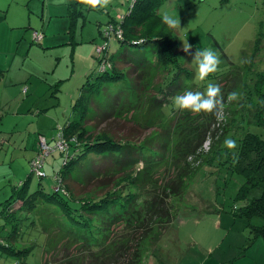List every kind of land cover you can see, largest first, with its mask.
<instances>
[{
    "label": "trees",
    "instance_id": "trees-1",
    "mask_svg": "<svg viewBox=\"0 0 264 264\" xmlns=\"http://www.w3.org/2000/svg\"><path fill=\"white\" fill-rule=\"evenodd\" d=\"M79 2L82 0L76 4ZM159 2L150 0L146 13L138 17L136 12L145 0H136L122 19L113 17L98 27L102 38L100 28L109 23L113 29L119 26L122 38L112 39L123 49L112 55L109 43L102 55L95 50L97 73L89 75L73 105L79 119L73 117L61 127L68 154L54 150L63 157L52 176L55 184L48 191L42 187L30 191L24 180L12 188L0 212L10 222L11 231L5 240L0 237V248L13 250L8 244L16 241V228L25 216L44 234L41 264H144L143 251L158 244L165 234L188 183L201 167L217 160L229 173L243 177L236 192L243 204L234 215L244 219L247 243L256 237L264 239V139L248 131L237 139L233 154L227 149L221 153L219 149L234 125L217 123L214 114L175 108L176 95L204 91L206 83L194 81V72L178 62V42L171 32L165 34L154 26L143 29L148 17H159L155 12ZM102 43L103 39L96 47ZM145 46L151 49H141ZM105 62L110 66L102 69ZM123 62L130 64L131 71L120 67ZM213 77H218L215 84L220 86L224 101L230 91L245 92L240 73H214L208 78ZM110 84H115L113 90L108 89ZM255 85L261 86L257 88L261 93L264 73ZM102 87L109 97L101 104L100 118L113 116L124 122L126 127L117 128L120 131L94 132L85 122L92 118V112H86L87 97H97ZM126 122L133 124L132 129ZM256 122L264 124V119ZM141 131L142 135H137ZM91 155L110 162L92 167L88 165ZM45 162L44 176L36 175L30 167L29 177H47ZM28 250L17 248V254L22 256Z\"/></svg>",
    "mask_w": 264,
    "mask_h": 264
},
{
    "label": "rangeland",
    "instance_id": "rangeland-1",
    "mask_svg": "<svg viewBox=\"0 0 264 264\" xmlns=\"http://www.w3.org/2000/svg\"><path fill=\"white\" fill-rule=\"evenodd\" d=\"M8 1L11 2L9 8L0 10V15L3 13V17H0V70H3L0 74V212L6 199L10 198L12 188L20 182L26 180L30 191L39 187L48 191L55 184L52 176L61 167L63 157L60 151H54L46 158L44 169L48 176L41 179L34 175L29 177L30 157L38 145L39 134H43L53 144L58 130L73 117L75 120L78 118V114L74 116L73 104L80 99L89 75L97 73V55L90 49H95L96 43L101 42L102 38L100 40L95 33V20L109 17L108 11L103 10L105 8L86 7L83 31L88 34L92 27L95 43H91L93 39L83 40L80 44L83 48L74 53L73 46L76 43H68L72 36L71 28L68 27L70 19L57 17L58 21L46 31V15L42 17L41 8L45 12L47 3L65 1L72 3L71 7L76 10L77 0H0V3ZM149 1L145 0V5L137 10L136 16L146 13ZM123 4L126 2L123 1ZM82 5L87 6L83 2ZM130 5L128 3L127 7H122L123 12ZM155 12L161 18L165 13L179 18L181 29L169 28L159 17H148L143 29L150 30L149 27L154 26L176 37L178 62L194 72V81L200 83L196 65L191 64V57L182 51L186 43L192 45L193 52L206 48L219 52L221 63L215 73L230 76L241 74V86L245 92H239L243 93L245 100L231 104L225 96L222 118L216 116L217 123L234 125L226 138L234 139L237 143L242 134L250 131L264 139V124L256 122L264 119V106L258 103L264 101V88L258 93L257 88L261 86L255 85L260 74L264 73V0H160ZM80 21L81 18L74 26L72 41H80ZM35 31L42 38L44 33L46 38L53 36L50 39L56 43L49 42V39L36 42L33 39ZM63 41L67 44H60ZM122 49L112 39L109 53L118 54ZM141 49L148 50L151 46ZM120 67L131 71L129 63L123 62ZM93 77L94 74L90 80ZM217 78H207L203 82L206 86L209 82L215 84ZM114 87L115 84H110L108 89L113 90ZM108 97L103 87L97 97H87L86 112H92V118L85 122L91 131H120L117 128L126 127L124 122L113 116L100 118L101 104ZM237 115L241 116L237 118ZM126 125L130 129L133 127L131 122H126ZM125 134L128 136V132ZM137 135H142V131ZM208 141L204 149L208 148ZM235 148L228 149L223 143L219 151L223 153L227 149L228 153L233 154ZM109 162L108 159L102 160V157L91 155L88 165L93 167ZM86 172V169L82 170V173ZM242 183V175L229 173L228 168L220 166L218 160L201 167L188 183L187 191L176 207L175 216L159 243L143 251V263L221 264L225 260L223 258L228 256L231 259L229 264H246L252 253L256 264H264V255L260 250H250L246 246L249 231L244 219L234 215V211L243 204L236 198L237 189ZM16 229L15 243L3 241L13 250L0 248V264H41L44 234L25 216ZM10 231V222L0 214V237L5 240ZM239 235H242L240 244L237 243ZM257 239L258 245L262 246L264 239ZM219 242L222 247H219ZM17 248L29 250L18 256ZM244 252L245 255H242Z\"/></svg>",
    "mask_w": 264,
    "mask_h": 264
},
{
    "label": "clouds",
    "instance_id": "clouds-1",
    "mask_svg": "<svg viewBox=\"0 0 264 264\" xmlns=\"http://www.w3.org/2000/svg\"><path fill=\"white\" fill-rule=\"evenodd\" d=\"M83 2L92 9L106 8L111 0H83ZM162 23L171 29H181L180 20L177 17L165 13L162 16ZM182 51L191 57V64L196 65V75L200 81L206 80L211 74H214L221 63L220 54L212 48L203 50L196 49L192 51V45L189 43L183 44ZM243 99V93L232 91L227 96V101L239 102ZM174 106L180 111H190L192 113H209L222 118L225 109L224 96L218 84L209 82L205 91H185L173 98ZM264 106V101H258ZM228 149L236 147V141L231 138H226L224 141Z\"/></svg>",
    "mask_w": 264,
    "mask_h": 264
},
{
    "label": "crops",
    "instance_id": "crops-1",
    "mask_svg": "<svg viewBox=\"0 0 264 264\" xmlns=\"http://www.w3.org/2000/svg\"><path fill=\"white\" fill-rule=\"evenodd\" d=\"M78 1V0H77ZM123 1L126 2V4H123ZM130 1V2H129ZM83 2V0H82ZM82 2H79L78 4L75 5L76 7V10L74 8L71 7V5H73L72 3H66L65 1H62V2H52V3H47L46 5V11L44 12V8L42 7L41 8V15L42 17H44V14L46 15V19H44V23H46L47 27H46V31H48V28L50 26H53L55 24L56 21H58L57 17L59 18H64V19H70L71 23L68 24V27L70 26L71 28V40L70 42L68 43H76V45L73 46V50H74V53H77L79 50H81L83 48V46H80L81 42L83 40H86V39H93V42L91 41V43H95L94 40H95V37H94V29H95V33L96 35H99V32H98V27L101 25V24H104L106 22H108L111 18L113 17H117L118 15H123V9L122 7H127L126 5L129 3L132 2V0H111V3L108 5V9H103L104 11L107 10L108 11V19L106 20H101L99 18H96L95 20V27L94 29L91 27L92 31L88 34H85V31H83V28L85 27V24H84V21H85V18H86V13H85V10H87L89 7L88 6H83L82 5ZM84 3V2H83ZM9 4H11V2H5V4L3 3H0V10L3 8V7H6V9L9 8ZM84 5H86L84 3ZM133 6V5H132ZM87 7V9H86ZM126 9V8H125ZM82 10V13L79 14V11ZM131 10V6H129L128 10L126 9V11H130ZM77 14L79 15V17L77 16ZM0 17H3V13L0 15ZM79 18H81L82 21H80L81 23V28H80V32H81V37H80V41L77 42V41H72L73 39V29H74V26L76 25V22L79 21ZM64 19H61V21H64ZM43 20V18H42ZM12 27H16V26H13L11 25ZM36 32V31H35ZM37 33V32H36ZM42 33V32H41ZM43 34V33H42ZM45 34V33H44ZM43 34V37L44 38H40V40L42 39H49L51 41V43H56V41H53L52 39L50 38H53L52 37H49V38H46V36ZM34 35V34H33ZM32 36V35H31ZM34 39V38H33ZM32 39V40H33ZM99 39L101 40V37L99 35ZM35 40V39H34ZM33 40V41H34ZM36 41V40H35ZM37 42V41H36ZM100 42V41H99ZM98 42V43H99ZM96 43V44H98ZM60 44H67L66 41H63L62 43ZM95 44V45H96ZM93 44H91L92 46ZM47 46V45H46ZM90 48V46H89ZM91 52H94L95 53V49L91 48L90 49ZM3 73V70H0V74ZM28 90V89H27ZM74 105V104H73ZM72 120V119H71ZM70 121V120H69ZM67 121V122H69ZM66 122V123H67ZM65 123V124H66ZM40 135V134H39ZM43 135V134H41ZM44 136V135H43ZM38 149V145L36 146L32 156L30 157V159L35 155L36 151ZM242 234L244 235L245 234V231L242 232ZM241 240H242V235H239V237H237V243L240 244L241 243ZM258 239L257 237L253 240L252 243L248 244L247 241H246V246L247 248L250 247V250H253L254 248H258L260 250V252L262 253V255H264V244L261 245H258ZM219 247H222V243L219 242ZM229 251V249L227 250ZM226 251V252H227ZM242 255H245V252L242 254ZM225 260H222L221 261V264L225 262V264H229L231 262V259L228 258H223ZM234 264V262L232 263ZM246 264H256V260L252 257V253L250 254V258L248 259V262Z\"/></svg>",
    "mask_w": 264,
    "mask_h": 264
},
{
    "label": "built area",
    "instance_id": "built-area-1",
    "mask_svg": "<svg viewBox=\"0 0 264 264\" xmlns=\"http://www.w3.org/2000/svg\"><path fill=\"white\" fill-rule=\"evenodd\" d=\"M136 0H132L131 2V7L133 3ZM117 19H122V15H118ZM101 30V36L103 39V43L98 45L96 47V53L97 55H102L108 48H109V39L111 40L113 37L116 38H122V32L119 26H117L116 29H113V25L111 23L105 25L104 27L100 28ZM33 38L38 41L41 38V34L34 33ZM105 65L107 67L110 66V62H105V64H102V69H104ZM54 143L50 144L45 136L39 135L37 138V143H38V149L37 152L35 153L34 157L30 160V167L31 169L35 172L36 175L38 176H44L45 173L43 171V165L46 160V158L53 152L54 150H60V151H65L64 155L68 154V144L63 137L62 130L61 128L58 130L57 134L54 136Z\"/></svg>",
    "mask_w": 264,
    "mask_h": 264
}]
</instances>
